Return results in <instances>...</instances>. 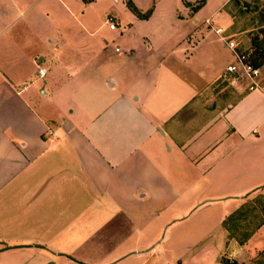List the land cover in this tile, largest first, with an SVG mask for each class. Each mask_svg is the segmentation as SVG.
<instances>
[{
  "label": "crops",
  "instance_id": "crops-1",
  "mask_svg": "<svg viewBox=\"0 0 264 264\" xmlns=\"http://www.w3.org/2000/svg\"><path fill=\"white\" fill-rule=\"evenodd\" d=\"M101 1L0 0V264H163L170 246L188 264L214 241L206 264H263V225L243 244L222 226L264 202V38L235 12L249 0H129L151 13L122 21V52ZM226 42L257 88L224 76Z\"/></svg>",
  "mask_w": 264,
  "mask_h": 264
},
{
  "label": "rangeland",
  "instance_id": "rangeland-1",
  "mask_svg": "<svg viewBox=\"0 0 264 264\" xmlns=\"http://www.w3.org/2000/svg\"><path fill=\"white\" fill-rule=\"evenodd\" d=\"M240 1V0H239ZM102 3H99L98 6L96 7V13L94 15H97L96 17V24H99L100 20L105 21L106 16L105 13L108 12L111 15L113 14L115 16L114 18V28L115 31L114 32H110L108 34H105V29L103 36H108V45L111 46V48H117L119 49L121 52L123 51V48L125 47V40H126V36H124L125 33H123L122 37H120V39H118V37L120 36V33L123 32V27L124 24H122V21H126L128 20L129 15H134L132 12H130L128 10V8L125 5L124 0H103L101 1ZM140 7H143L144 4L140 1L138 2ZM133 5V4H132ZM138 6V7H139ZM133 7L136 9V11L139 14H145L146 12L150 11V5L148 6V9H146V11L144 12H140L138 9V7L136 8V6L133 5ZM142 9V8H140ZM161 12L164 11L163 8L160 7L159 9ZM235 12L238 15H241L244 18V23L243 26L245 25V29L246 30H252L250 33L247 34V36L249 37V39L251 40L252 38H264V27L262 28L261 26V21L259 19V16H262V20H264V0H249L248 2H243L241 1L240 4H238V7L235 8ZM102 13V14H101ZM151 13V11H150ZM149 13V15H150ZM166 14V12H165ZM100 15V16H99ZM102 15V16H101ZM131 15V16H132ZM148 15V16H149ZM112 16V15H111ZM160 16H156V18L154 19L155 23H158L157 18H159ZM253 18L255 19V21H253ZM115 19H117V21H115ZM118 22V23H117ZM154 23V24H155ZM106 29H107V25ZM108 32V31H107ZM174 41V40H173ZM170 41L169 45L172 46V42ZM132 44L134 45V47L136 48L138 46V41L134 43V41L132 42ZM141 45H143V43L140 42ZM213 95L216 97H220L221 99H228L229 96H231V89L229 87V85L227 83H224L223 85H219L218 87L214 88L212 91ZM262 203H261V199H254V200H248L247 203L244 205L243 211L246 212L245 218L241 220L240 225L241 227H245L247 228V231L253 229L261 220H262V213H261V209H262ZM214 238L217 237V232H215L214 234ZM264 236V232L259 233L255 238H254V242L252 244L255 245H262V242L264 241V238H262ZM262 238V239H261ZM217 242L214 241V244H210L209 246H199L198 248H195L194 252L198 253L196 256H194L190 262L188 264H206L208 261H210L209 259L216 255V253H218L220 250L218 249V247L216 246ZM183 249V248H182ZM174 248L173 247H165V251H161L160 255L163 256V264H178L176 263H172V256H174ZM262 257L264 258V252L262 253ZM174 259V258H173ZM165 260V261H164ZM262 263L264 264V259L262 261ZM31 264V263H29Z\"/></svg>",
  "mask_w": 264,
  "mask_h": 264
},
{
  "label": "built area",
  "instance_id": "built-area-1",
  "mask_svg": "<svg viewBox=\"0 0 264 264\" xmlns=\"http://www.w3.org/2000/svg\"><path fill=\"white\" fill-rule=\"evenodd\" d=\"M109 30L114 29V17L107 15L104 21ZM226 47L230 49L234 56V63L227 66L224 69V76L231 77L232 79H242L248 82L247 89L251 90L258 87L257 79L260 75V71L257 67H254L248 57L244 54L235 52V45L231 42H226ZM38 78H42L44 72L42 69L37 70Z\"/></svg>",
  "mask_w": 264,
  "mask_h": 264
},
{
  "label": "trees",
  "instance_id": "trees-1",
  "mask_svg": "<svg viewBox=\"0 0 264 264\" xmlns=\"http://www.w3.org/2000/svg\"><path fill=\"white\" fill-rule=\"evenodd\" d=\"M200 3L201 2H199V4ZM125 5L128 8V10L134 14V16H136L138 19H141V20L146 19L150 13V11H148L145 14H139L129 0H126ZM262 59L264 60V56H262ZM250 63L254 67H257V64L255 62H250ZM261 203L263 204L262 209H261L262 220L259 224L256 225L257 227L260 224L264 226V202L262 201ZM245 215H246V212H244L243 208H241L237 210L236 212H234L232 215H230L222 223L223 228L228 232L230 237L236 240L238 244H243L249 238V236L254 232V229L247 231V228H244V229L240 227L237 228L238 225L234 224L238 222L239 220L244 219ZM222 264H234V263H230L228 261H222Z\"/></svg>",
  "mask_w": 264,
  "mask_h": 264
},
{
  "label": "water",
  "instance_id": "water-1",
  "mask_svg": "<svg viewBox=\"0 0 264 264\" xmlns=\"http://www.w3.org/2000/svg\"><path fill=\"white\" fill-rule=\"evenodd\" d=\"M263 196H264V192H263Z\"/></svg>",
  "mask_w": 264,
  "mask_h": 264
}]
</instances>
